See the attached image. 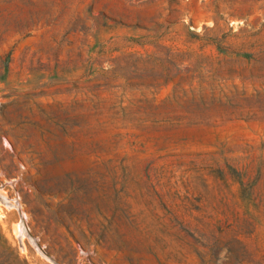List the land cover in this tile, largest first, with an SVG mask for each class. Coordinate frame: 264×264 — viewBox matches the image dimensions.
<instances>
[{
	"label": "rangeland",
	"instance_id": "1",
	"mask_svg": "<svg viewBox=\"0 0 264 264\" xmlns=\"http://www.w3.org/2000/svg\"><path fill=\"white\" fill-rule=\"evenodd\" d=\"M0 264H264V0H0Z\"/></svg>",
	"mask_w": 264,
	"mask_h": 264
},
{
	"label": "bare ground",
	"instance_id": "2",
	"mask_svg": "<svg viewBox=\"0 0 264 264\" xmlns=\"http://www.w3.org/2000/svg\"><path fill=\"white\" fill-rule=\"evenodd\" d=\"M21 206V205H20ZM23 217V216H22Z\"/></svg>",
	"mask_w": 264,
	"mask_h": 264
}]
</instances>
